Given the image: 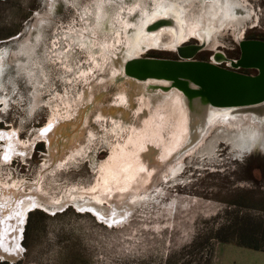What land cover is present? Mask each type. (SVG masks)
I'll use <instances>...</instances> for the list:
<instances>
[{"label":"rangeland","instance_id":"374dc122","mask_svg":"<svg viewBox=\"0 0 264 264\" xmlns=\"http://www.w3.org/2000/svg\"><path fill=\"white\" fill-rule=\"evenodd\" d=\"M166 1L0 0V56L6 53L11 68L23 52L29 62L0 88L7 99L0 133L20 149L5 161L7 137H0V207L12 216L20 201L36 197L56 209L29 211L22 256L0 264H264V252L240 245L264 246V151L240 156L235 143L215 138L220 129L196 150L186 142L181 97L173 107L157 99L179 92L124 72L135 53L129 19H140L138 27ZM243 1L253 12L245 28L223 31L196 60L219 54L238 61L241 41L264 39V0ZM187 8L189 16L193 3ZM163 21L147 33L166 28ZM139 57L179 59L175 50L156 47ZM220 66L234 70L229 62ZM130 83H145L144 92ZM67 122L73 131L63 129ZM233 129L264 135L250 121ZM86 200L97 212L77 207ZM13 225L7 220L0 229Z\"/></svg>","mask_w":264,"mask_h":264},{"label":"water","instance_id":"95a60500","mask_svg":"<svg viewBox=\"0 0 264 264\" xmlns=\"http://www.w3.org/2000/svg\"><path fill=\"white\" fill-rule=\"evenodd\" d=\"M206 45L199 42L178 46V60L134 57L125 63L124 72L141 82H169L170 86L165 85L181 92L190 109L199 101L208 108L236 112L264 104V43L241 41V57L231 64L234 70L216 65L211 59L196 60ZM239 69H255L258 73L247 75L237 72Z\"/></svg>","mask_w":264,"mask_h":264},{"label":"bare ground","instance_id":"6f19581e","mask_svg":"<svg viewBox=\"0 0 264 264\" xmlns=\"http://www.w3.org/2000/svg\"><path fill=\"white\" fill-rule=\"evenodd\" d=\"M161 5H163V3H161ZM147 16L142 17V24L145 20L147 21L149 19V16L148 17ZM161 20H165V22L163 24L164 27H168L170 25L169 20L164 19V18ZM145 34L151 35L152 33L149 34V33H147V30H146ZM33 37H35V36H33ZM159 42H160V38H156V40H152V41L148 42V44L151 47L158 48ZM22 54H23L22 59L20 61L17 60V62H16V65H15L16 68H11L9 62L7 63L6 53H3L0 56V88L3 87V82L5 79L4 77L6 75H8L10 72L12 73L13 70L19 72L20 70L24 69L25 66H29V62L27 61L24 52ZM134 57H139V56H130V57H128V59L134 58ZM231 64H232V62H231ZM161 83H163V81ZM134 84L135 83H131L130 86L133 88H136V92L138 93V88ZM165 84L170 86V83L167 81L165 82ZM175 92H178V90ZM130 94H131V92H130ZM179 94H180V97L182 95V97L180 98V100H181L180 104L181 105L183 104L184 110L186 111L185 114L187 116V119H186V123H187L186 124L187 125V130H186L187 136H186V138H187V141L186 142L189 146H196V150H197V148L203 144V142L206 140V138L208 136H210L216 130L220 129L221 131L218 134L216 133L217 135L215 134V138H218V139L222 138V139H226V140H229V141L235 143L236 147H237L236 149L239 150L240 156H241L240 153L242 151H246L249 153L252 151V148H259V150L262 149V151H264V135L260 136V138L258 139V137L255 135L256 134L255 132H251V134L248 135L246 130L241 132L237 129H233V128H239L240 123H242V120L243 121L245 120L247 122L250 121L256 125L258 124L261 129L264 128V104H262L261 106L255 107V108L241 109V110H238V112L233 111V113H226V112H224L226 110H215L212 108H208L207 106H205V104L202 101H199V102H194V104H193L194 108L190 109L187 106L185 107V104H186L185 101L186 100L184 98V95L181 92H179ZM179 94H177V95H179ZM174 95H176V94H174ZM0 103L5 104V106L7 105V99L2 95H0ZM35 104H37V103H35ZM229 111H231V110H229ZM236 121H238L240 123L233 124ZM230 124H233V126H230ZM73 126L74 125L70 124L69 122L62 124L63 129H65L66 131H73L72 130ZM244 129H246V128H244ZM1 133H3V132L1 131ZM1 133H0L1 138L7 137V139L5 138L7 140V146L5 148V153L3 156L4 157L3 159L5 161H7V160H10L12 158V155L14 153L20 152V149H19V147H17L15 145V143H13V141L11 140L10 134H5V133L1 134ZM252 133H254V134H252ZM45 138L51 144V134H49V131L46 133ZM205 147L208 149H207V151L204 152V154L206 153L207 155L211 156V154L213 152L212 146L210 144H207ZM245 149H247V150H245ZM4 192H7V191H4ZM21 195L25 196L26 194H21ZM19 196L17 199H19ZM0 198H2V197H0ZM6 199L7 198H5V200ZM3 202H4V200H2V202L0 201V206ZM16 203L17 202H15V204ZM41 203H42L41 200L37 199L36 197L25 198L22 201H20V204L18 206L16 204L17 208L15 206V208H16L15 210H13V211L11 210L12 216H11V214H9V213H11L9 211V209H8V211H6V210L3 211V209H2L3 206L0 207V224H2V223L4 224L5 221H7V220L10 222H12V221L14 222V225H13L14 229H11L12 227L10 226L11 227L10 232L4 231V228H3L4 226L0 229V256L2 257V259L8 260L11 263L12 262L14 263L22 256V254H21L22 252H21V249L19 247V243H20V241L23 240L24 225H25L26 217L28 215L27 213L30 209L35 208L37 206H40V207L47 209L48 211L56 210L54 207H49V206L46 207V206H43ZM76 203H77V205H78L77 207H79V209H84V210L90 209V210H93V212L96 210V209H94L95 207H93L92 202L89 200L88 201L87 200L86 201H78V202L76 201ZM54 205H56V204H54ZM121 205H122V203H121ZM129 205H130V203L128 204V206ZM94 206H95V204H94ZM115 206L116 205H114V207ZM123 207L124 206H122L120 208H123ZM95 212H97V211H95ZM102 213L101 214L97 213V214L102 219H105V218H103V216H101V215H103ZM122 214H124V213H122ZM117 216H118V214H117ZM5 228H8V224L5 226ZM8 231H9V229H8Z\"/></svg>","mask_w":264,"mask_h":264},{"label":"flooded vegetation","instance_id":"af4514ba","mask_svg":"<svg viewBox=\"0 0 264 264\" xmlns=\"http://www.w3.org/2000/svg\"><path fill=\"white\" fill-rule=\"evenodd\" d=\"M162 3L163 5L161 3L154 5L152 13L148 14L149 19L147 21L145 20L138 27H136V23L139 19H136V17L129 19L132 23L129 26L130 42L135 48V53L132 56H140V54L151 49L152 47L148 42L156 40L159 37L160 40L163 38L166 39V41H163L159 45L158 48L160 49H173L176 51L177 47L188 41L189 38H196L201 43H206V49L215 48L219 44L217 37L221 36L223 31L231 28L236 33H240L245 28V24L251 20L253 14L252 10H250L243 0H178L176 2L168 0ZM191 3H193L194 9L188 16L187 5ZM145 16L147 14L143 15V17ZM159 18L169 20L170 25L151 35H146L147 28ZM165 32H168L169 36H166ZM243 41H258L264 43V39L258 38ZM211 61L216 65H221L226 62L231 64L233 62L228 61L224 56L222 57L219 54L215 55ZM243 70H254L256 74L258 73L255 69ZM134 85L138 88V92H144L145 83H135ZM174 96L177 98H174ZM178 97H180V94L157 97V99L162 101L160 104L163 106L166 107L171 104L173 107ZM178 102L180 103L181 100L179 99ZM224 112L233 113V111L229 110ZM185 113V110L180 111L181 119L184 118L186 122L187 116ZM244 121L242 120V123L236 121L233 124L240 123L241 125ZM233 124H230V126H233ZM184 126L187 130V125L185 124Z\"/></svg>","mask_w":264,"mask_h":264},{"label":"trees","instance_id":"16d2710c","mask_svg":"<svg viewBox=\"0 0 264 264\" xmlns=\"http://www.w3.org/2000/svg\"><path fill=\"white\" fill-rule=\"evenodd\" d=\"M31 216L29 217L30 220H28V225L30 224ZM224 242H226V241H224ZM240 245L242 247H247V248H250V249H253V250H256V251H262V252H264V246L262 247V246H259V245H254L253 243L252 244L251 243H242Z\"/></svg>","mask_w":264,"mask_h":264},{"label":"crops","instance_id":"0c3cea01","mask_svg":"<svg viewBox=\"0 0 264 264\" xmlns=\"http://www.w3.org/2000/svg\"><path fill=\"white\" fill-rule=\"evenodd\" d=\"M21 242V241H20ZM244 248H247V247H244ZM247 249H250V248H247ZM251 250H253V249H251ZM253 251H256V250H253ZM258 252H262V251H258ZM0 258L2 259V257L0 256ZM4 261H8V260H5V259H3ZM216 262H217V259L215 260V264H216ZM242 264H248L247 262H243Z\"/></svg>","mask_w":264,"mask_h":264}]
</instances>
